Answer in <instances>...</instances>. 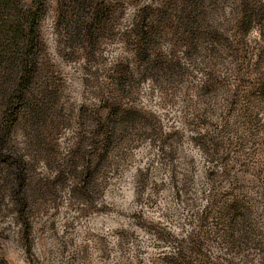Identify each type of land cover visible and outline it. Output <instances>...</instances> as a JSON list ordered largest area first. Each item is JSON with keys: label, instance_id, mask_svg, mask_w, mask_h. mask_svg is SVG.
Wrapping results in <instances>:
<instances>
[{"label": "rangeland", "instance_id": "obj_1", "mask_svg": "<svg viewBox=\"0 0 264 264\" xmlns=\"http://www.w3.org/2000/svg\"><path fill=\"white\" fill-rule=\"evenodd\" d=\"M41 40L0 264H264V0H47Z\"/></svg>", "mask_w": 264, "mask_h": 264}, {"label": "trees", "instance_id": "obj_2", "mask_svg": "<svg viewBox=\"0 0 264 264\" xmlns=\"http://www.w3.org/2000/svg\"><path fill=\"white\" fill-rule=\"evenodd\" d=\"M46 11L47 0H0V133L4 138L36 97Z\"/></svg>", "mask_w": 264, "mask_h": 264}]
</instances>
